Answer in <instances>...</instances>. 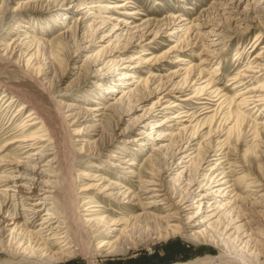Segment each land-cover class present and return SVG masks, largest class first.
<instances>
[{"label": "rangeland", "instance_id": "374dc122", "mask_svg": "<svg viewBox=\"0 0 264 264\" xmlns=\"http://www.w3.org/2000/svg\"><path fill=\"white\" fill-rule=\"evenodd\" d=\"M261 52L264 0H0V156L15 157L13 147L2 149L31 109L18 115L29 94L53 115L49 136L66 159L45 182L61 192L69 172L78 190L93 182L125 186L113 190L116 198L96 189L85 195L102 205L93 218L124 222L117 226L126 227L123 235L108 234L120 238L110 253L98 248L106 233H88L86 253L77 249L59 264H264V103L241 100L264 83V75L245 77ZM210 78V91L219 90L212 97L197 92ZM52 157L38 169L50 173L42 164ZM14 174L0 166L2 234L11 209L2 189L14 185ZM99 174L108 181L93 179ZM139 176L163 183L173 206L149 207L143 194L139 207L132 194L121 196L140 191ZM184 198L194 208L171 218L180 224L175 231L167 215ZM17 208L35 220L19 238L35 240L42 215ZM11 230L19 229L0 237V264H30L11 260L3 247ZM48 241L49 252L66 254L68 246Z\"/></svg>", "mask_w": 264, "mask_h": 264}, {"label": "bare ground", "instance_id": "6f19581e", "mask_svg": "<svg viewBox=\"0 0 264 264\" xmlns=\"http://www.w3.org/2000/svg\"><path fill=\"white\" fill-rule=\"evenodd\" d=\"M123 5L125 4H120L116 7H122ZM94 7H98V5L88 4L86 6L84 5L83 8L90 9ZM134 13L136 12H128V14ZM107 17L111 18L110 16ZM75 20L77 21L78 18ZM64 33L66 34V31H64ZM259 39L260 37L256 36L254 43L249 47L253 48L254 46L258 45ZM254 60L255 62H252L250 69L248 70L251 74L245 77L256 78L259 76L257 74L264 75V56L256 55ZM210 87H212L211 78L206 82L204 86H201L197 92L201 94H207L212 97L213 93H216L219 90L210 91ZM257 91H264V83L257 87H251L245 90V92L242 94V97H244L241 99L243 103L247 106L255 105L253 107H257L258 105L264 103V96L261 94L258 95L259 92ZM7 95L8 94H4V98L7 97ZM218 96L219 94H217L215 97L218 98ZM15 97V95L9 96L4 106L5 109L12 106L17 101V98ZM191 97L194 96L186 97L184 99H190ZM24 98V101L18 106V115L25 108L30 107L31 109H29L25 118L21 120V124H19V128L17 130L18 134L13 135L9 140L5 141L2 149L6 150L9 147H13V149H15V157L10 156L12 159H8V157L6 156H0V166L4 167L6 171L15 173L13 177L10 178L14 182V185H10L2 189L3 191L1 196H3L4 204L7 207H11V209L10 211L6 210V213L8 215L2 216L1 218V225H4V229L3 234L0 233V237H4L5 231L9 230L10 228L19 229L16 230L18 231V233L16 234L13 230H11L9 239V242L11 244H7V246H4V244H2L3 247H6L7 253H14L11 260L27 262L30 264H59L60 262L62 263L63 261H65L64 259L67 256L70 257V254H75V252H77V249H81L83 252L84 250H87V247L91 245L90 241L88 240V233L91 237H94L96 234H100L103 232L106 233L107 236L105 239L99 242L98 248L103 252L110 253L112 246L117 243L120 238L117 237L116 239L109 241L107 240V238L109 237L108 234L121 231L120 233L121 235H123L126 231V227L124 226L121 229H117V226H120L124 223L123 221H121L122 219L105 220L104 218H93V216L99 213V210H97L95 207H102V205L99 204L98 201L93 200L92 197L90 198L91 195L89 194V191H91L92 189H96L99 192L104 193L107 197L112 198L117 194L114 193L113 190H115L116 188L120 189L122 187H125L124 184L118 181L113 182L112 185L109 184L108 186L105 185L101 187V185L97 182H93L81 186L78 190L77 187L75 188L74 185L70 184L71 179L69 178V172H67L63 177L64 179L61 192L53 184L45 182V175H47V177L56 178L58 172H60V170L63 168L62 163L66 159H63L64 155L60 147V143L56 136L53 135L55 134L53 132H55L56 130L53 123V115L44 108V101L41 98H35L34 96H30L29 94ZM116 102L119 101L117 100ZM117 104L121 105L124 103L123 101H120V103ZM178 105L179 104L177 102L173 104V106ZM114 107L109 108V113L107 115L112 114V112L114 111ZM98 109H100V107H94L93 111ZM98 115L99 114H97V116ZM65 117L67 116L65 115ZM51 132L53 134L52 136H49ZM51 154L54 155V157L46 160L45 163L42 164V166L48 167V171L50 173L46 174V170H39L37 165L41 162H44V160ZM28 160H31V164L33 165H30L29 168L22 171V168H26ZM132 163L133 162H131V164ZM90 175L91 174L88 172L83 174V176ZM139 178L141 186L140 191L131 192L130 188H127V190L121 193V196L123 195V197L129 198L132 194V199L137 200L136 205H139V207H141L140 204L143 203V194H147L148 196L146 198H150L151 200L147 202L149 207L150 205L157 206L164 203L167 205V207L173 206L170 205L171 203H169V198L167 197V189L166 187H164L163 183L158 184L152 180H144L143 176H139ZM93 179H103L102 181L104 182L108 181V178L106 179V177H100V174L95 175ZM2 186L6 185L3 184ZM86 194H89L90 196H85ZM82 196L86 197L83 203L80 202V198ZM165 200L166 202H164ZM189 201L190 200L188 198L181 199L177 202L176 211L167 215L168 222L173 221L169 225L173 228V230H179L180 224L176 223L174 220H171V218L174 217L175 219H179L178 217L181 214H184L183 216H186L190 212V210L194 208V204L189 203ZM18 206L24 207L25 212L35 213L33 214V218L36 217V215H42V217L40 218V228L38 230L36 229L32 231V233L34 234L33 239L35 240L31 241L30 238H19L21 232H23L24 228H26V225L28 223H33L35 220L31 219L29 215H20L17 208ZM42 211L44 212L42 213ZM81 211L88 212H86L87 214H81ZM177 215L179 216L177 217ZM48 240L54 241L53 244L55 246H60V248L68 246L64 250L66 254L62 255L55 252H49V249L46 248L48 247ZM2 241L3 240H0V243H2ZM102 247L103 249H101ZM2 251L4 252L5 250ZM84 253H86V251ZM16 254L19 256H17ZM28 254H30V256H28ZM49 255H52V257L50 258ZM200 261H193L190 264H200Z\"/></svg>", "mask_w": 264, "mask_h": 264}]
</instances>
